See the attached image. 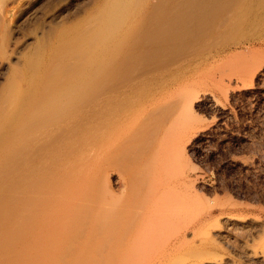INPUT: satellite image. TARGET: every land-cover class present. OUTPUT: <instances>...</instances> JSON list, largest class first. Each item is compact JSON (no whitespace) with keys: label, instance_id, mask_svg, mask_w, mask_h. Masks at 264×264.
Masks as SVG:
<instances>
[{"label":"rangeland","instance_id":"1","mask_svg":"<svg viewBox=\"0 0 264 264\" xmlns=\"http://www.w3.org/2000/svg\"><path fill=\"white\" fill-rule=\"evenodd\" d=\"M160 1L134 5L132 16L137 13L142 24L132 41L136 46L131 42L130 52L121 55L130 58L119 60L124 68L118 61L119 68L114 67L124 78L102 70L119 81L118 89L111 87L112 79L107 86V75L100 73L107 87L99 89L95 105L98 109L102 98V106L97 113L90 104L96 115L90 106L84 108L85 116H96L93 122L87 117L89 122L83 115L85 130L79 135L84 139L65 140L80 143L81 159L96 149L89 150L90 160L84 157L90 161L85 169L92 168L89 183L80 187L85 189L70 188L74 201L56 205L58 195L70 192L63 186L67 172L57 163L65 143L59 140L54 152H63L54 160L56 190L52 187V197L44 194L52 200L44 201L40 190L39 201L22 200L15 207L3 198L0 228L7 235L0 234L3 249L12 255L24 252L29 260L37 252L68 249L73 256L83 254V264H264V0ZM81 2L88 0H77L69 9ZM139 13H146L142 22ZM175 18L181 29L173 27L176 35L169 36ZM143 24L153 28L152 36ZM219 50L223 53L214 54ZM200 58H208L206 64L190 73L189 66ZM57 177L64 180L58 183ZM64 213L71 218L59 223Z\"/></svg>","mask_w":264,"mask_h":264},{"label":"bare ground","instance_id":"2","mask_svg":"<svg viewBox=\"0 0 264 264\" xmlns=\"http://www.w3.org/2000/svg\"><path fill=\"white\" fill-rule=\"evenodd\" d=\"M76 1L77 0H0V220L5 213L3 210L4 201H2L4 197V200H9L8 203H17L19 205L22 203V200L23 203L27 200V203H32V201H34L33 199L37 200L42 196L41 193L43 192V197L45 196V193H49L48 196L52 197L51 195L53 194L50 195V193H52V187L53 185H55V183L53 184V174L54 172L56 173V171L53 170L55 168L54 164H56L54 160L57 161L55 156L59 153L61 155V152L63 151L64 154H62L63 156L61 157V159L60 157H57L58 155L56 157L60 159L57 163L63 166V169L62 167L61 169L64 171L60 169V172H67L65 176L63 175V178H66V182H64L63 186H65V188L67 187L66 189H64L70 190L71 188V190L74 191L79 187L80 191H82V189L85 188L81 189L80 187L82 185V187H84L85 184L89 183H86V181H88V177H90L89 175L90 172H92V168L89 167L90 163L87 164V167L89 168L85 169V167L86 163L90 161L87 162L86 160H84V157L86 156H82L83 159L79 158L82 155L81 151L83 148L81 147L82 149L80 151V143H76L78 146L76 145V147L74 145V148V146H72L71 144V141H73L74 137L75 140H78V142H80L79 140L84 139V137L82 138V134L79 135V133H82L81 131L85 130L84 128H81L83 115L85 116V114H87H83L85 110L84 108L91 107L90 110H94V106L91 105L93 103V105H95V100L98 101L97 97L100 93L99 89L102 90L104 86L107 87L112 85L110 81L112 78H108V74H106L107 79H105L104 81L106 84L110 82L111 85L109 83L106 86L104 81L101 82L102 80L100 79L102 77H99V74H104L105 72L104 71L102 73V70H108L106 71V73L111 72L110 76H116L117 80L122 78H120L122 74L119 77L117 76L121 71L117 73L116 71L118 69L116 70L114 69V67L116 66L117 68H119L117 66L119 60L120 62L122 60L123 63L126 61V59L128 60L129 56L128 58H122L123 56L121 57V55L130 52L128 51V48L133 45L131 44V42L134 39L135 33L138 31L137 29L139 25L142 24H139L135 19L137 13H133L135 14V16H132V8L134 7V5L137 6L136 3H138L139 0H88L87 3L81 2L78 3L79 5L76 3V6L74 4V11H72V8L70 10V6L73 5L72 3H75ZM159 2L162 1L159 0ZM171 2L172 1H170V3ZM138 9L141 10L140 8ZM159 11L160 10H158L157 14L159 13ZM171 12H169V15ZM145 14H141L140 20L138 18L139 22L141 20H144L141 18H143L142 16ZM160 14L162 15L163 13H159L158 15ZM171 14L173 15V13ZM160 16H158L159 19H161ZM177 16L176 17L179 19L180 15L178 14ZM155 18H157V15ZM177 18H175L178 22L176 23L175 21L176 25L172 26L170 22L168 23V26L170 24L171 27L169 26V28L166 26L170 29L167 31V33L169 31L171 32L168 33L170 34L169 36H171V34L176 31L177 28L175 26H180L179 23L181 21H178ZM157 20L153 21L156 24L162 23L161 21H163L159 20L160 22H157ZM153 21L151 24L152 27H154V31H162V29L159 28L158 25L156 26L157 29H155L156 27L154 26ZM146 22H148V18ZM151 24H149V27L151 26ZM164 24L165 22L161 24V27L162 25L164 26ZM144 25L145 24H143V26ZM146 27L147 25H145V30ZM173 27L176 28L174 31ZM180 27H178L179 31L181 29ZM151 28L147 30L149 31ZM152 29L149 32H147V30H144L147 33L142 30L141 34L149 33L148 35H150V32L153 31ZM157 32L156 33L159 34L160 31ZM155 34L153 36H156ZM174 34L176 35V33ZM144 35L142 37H144ZM148 35L146 38H148ZM136 38H138V35ZM146 38L144 37V40ZM160 39L161 38L158 39L159 42ZM150 42L153 41L151 40ZM132 43H134V45L136 46V42ZM131 48L133 49V46ZM138 48L139 45L136 47V49ZM143 49L144 47L142 48V50ZM145 51L146 50H144V52ZM220 52L223 53V51L219 50V52H214V54L218 55ZM205 56L203 55V57ZM207 60L208 58H200V60L198 59L197 61H195L196 63L193 61L192 65L193 63H195V65H193V67L191 68L189 66V72H192L194 74V72H196L201 65L206 64L204 62H207ZM106 62L107 67H109L108 69H105L106 65L104 64H106ZM122 64L120 66V70L121 67H123ZM112 72H115V75H113ZM128 73L126 74L128 75ZM106 75L104 74L103 76ZM108 80L109 82H107ZM114 80L113 85L111 86L112 88H114L115 84H117L118 86V82L120 81L119 80L117 81V83H115L116 81L114 82ZM121 87L122 86H120V88ZM108 89L109 88H106L107 91H109ZM115 89L116 88H114V91ZM106 90L104 89V92ZM111 91L109 92L111 93ZM112 93L114 92L112 91ZM101 97L102 95L99 98ZM101 100L102 98L100 99L99 103L102 106ZM104 103L106 104L107 101L105 100ZM104 103L103 105L105 106ZM96 107L97 106L95 105V108ZM98 109L96 108L95 111H97ZM93 113L95 114L94 111ZM88 116L89 115L85 117L87 118ZM93 117L96 116L90 114V118L92 119ZM95 120L96 118H94V121ZM89 122H91V120H89ZM84 124L85 123H83V125ZM102 134L104 135V132H102ZM77 135L81 136V139L79 136L78 138H76ZM100 135L101 134H99L98 136ZM70 137L72 140L70 139L71 141L69 140V142L67 143L65 140H68ZM59 140H61V142H65L62 143L64 145H66L67 143V146L68 144L70 146L71 144V147L68 146V148H66L67 146L65 147L64 145L60 144L61 142ZM89 142H87L88 146L90 144ZM98 142H96L95 144H97ZM56 144H59L58 147L62 145V150L64 149L57 154L56 151H59V148L61 146L59 148L57 147L58 149L54 152V149H56ZM82 145L84 146L85 144L83 143ZM64 147L67 150H65ZM84 149L86 150V147H84ZM90 149L92 150V148ZM89 150H87L88 152L86 151V155L88 154L87 156H89V158H86L90 160V153L96 149L94 148V150H90L91 152ZM99 150L97 151V153H99ZM82 152H84V150ZM77 154H79L80 156ZM93 157L96 156L94 155ZM70 161L74 163V167H72V164V168L68 167L67 165L68 169H71L69 171L64 167H66L67 163H71ZM83 161H86L85 164H83ZM58 166L56 168H58ZM88 169L91 171H89ZM67 175H69V177ZM61 179L62 178H58L57 182L64 180ZM61 185L62 183L59 186ZM40 187H42V189L44 190H41ZM64 189L61 188L62 191ZM39 190L43 192L40 193ZM71 190L70 192L66 191L67 193L65 192V194H63L62 192V196L61 194L58 195L59 198L61 196L60 199L56 198L59 202L55 200V198H53L54 201H57L56 205L57 203L61 202L62 204L63 202H65L64 204H66L68 202L67 200H69L70 203V199L73 200V197L75 196V194L73 193L74 196L72 195L73 197L71 198L70 195L73 192H71ZM87 191L89 192L90 190ZM87 191L85 192V194L84 192L82 193L84 195H87ZM80 193L81 192H77L78 195H80ZM67 194H69V196ZM77 194L76 196H78ZM56 195L57 194L55 193L54 196ZM46 197L47 196H45L44 201L52 200L51 198ZM80 198L83 200L82 197ZM85 198L86 197H84V199ZM29 200H31V202ZM19 201H21V203H18ZM6 202L7 201H5V203ZM17 204L13 207L17 206ZM62 204H58V207H60ZM12 208H10V210ZM66 214L64 215V217L67 216L66 218L62 217L63 215H59L61 217L59 223H62L63 221V223L65 224L70 220V213L69 215ZM31 216L29 221H33L35 218L33 215ZM60 217L58 218L60 219ZM2 228L3 227L0 228V233L2 231ZM1 234L0 264H26V258H24L26 257L24 256L26 254L24 252L22 253L24 255L20 256L18 253L19 251H16V253H18V256L20 257V259H18L17 256V260L21 261L22 258L25 259H22L21 263L15 262L16 253L15 255H12V250H10V252H7V249H5V252V250L3 249L6 248V246H3L5 243V237H2ZM9 236L11 237V235ZM9 236L8 238H10ZM67 250L68 249L63 251L60 250L61 252L57 250L43 251L46 254H42L43 252L40 250L42 252H40L41 256L39 255V252H37L38 256L36 255V253L34 255L29 254L27 258L35 255V257L38 258H28L31 263L29 260L26 261H29V263L27 264H50L51 262L55 264H67L68 262L70 263L72 261H74V263L72 262L71 264H83L81 263L85 260L83 259V254L80 255V257V253L77 252L78 254L76 253V255L74 254L75 256H73V252H68ZM84 263L86 262L84 261Z\"/></svg>","mask_w":264,"mask_h":264}]
</instances>
